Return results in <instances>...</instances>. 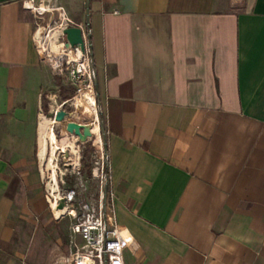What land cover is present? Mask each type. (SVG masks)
Segmentation results:
<instances>
[{"label": "crops", "instance_id": "0c3cea01", "mask_svg": "<svg viewBox=\"0 0 264 264\" xmlns=\"http://www.w3.org/2000/svg\"><path fill=\"white\" fill-rule=\"evenodd\" d=\"M23 3L0 0V260L62 264L73 221L31 180L53 84ZM61 3L87 28L86 0ZM89 6L108 212L141 248L127 264H264V0Z\"/></svg>", "mask_w": 264, "mask_h": 264}, {"label": "built area", "instance_id": "2783aa9c", "mask_svg": "<svg viewBox=\"0 0 264 264\" xmlns=\"http://www.w3.org/2000/svg\"><path fill=\"white\" fill-rule=\"evenodd\" d=\"M35 1L24 0L23 3L25 9L31 11L35 18L41 19V16L46 12L53 11L58 16V22L54 27L51 25L45 28L39 26L35 32L37 49L47 70L51 68L54 74L70 75L73 80L79 83L81 90L83 87H91L94 94L97 74L88 47L86 26L73 21L63 7L49 9L36 6ZM71 27L79 28L82 31L85 43L84 51L68 44L64 31ZM54 35H57V39L53 38ZM51 41L59 46L56 52L53 50ZM48 77L50 78V76ZM67 102H63L62 105L65 106ZM95 162L97 168L94 176L100 181L98 198L91 201L82 200V189L78 187L68 190L63 195L47 196V201L53 211H56L58 201L65 199L67 205L62 211H59L62 212L59 216L67 215L73 221L68 239L70 246H74L75 250L66 260L62 261V264H127L126 255L135 257L141 250L136 238L121 227L108 212L107 198L106 201L104 199V190L107 189L109 182L107 153L101 151L100 156L96 155ZM65 165L70 168L72 174L77 177L81 176L79 158L74 160L72 157H68ZM81 188H85L84 183L81 184ZM77 237L81 239V245H77Z\"/></svg>", "mask_w": 264, "mask_h": 264}, {"label": "rangeland", "instance_id": "374dc122", "mask_svg": "<svg viewBox=\"0 0 264 264\" xmlns=\"http://www.w3.org/2000/svg\"><path fill=\"white\" fill-rule=\"evenodd\" d=\"M36 6L46 7L49 9H55L56 7H62L61 0H36ZM53 11V10H51ZM35 17V16H34ZM58 22V16L55 11L46 12L41 16V19L35 18V32L38 30L39 26L42 28L51 25L55 26ZM44 31V30H43ZM47 34V32H46ZM53 50L56 52L58 50V45L51 41ZM48 76L51 78L53 87L46 90L38 104V119L37 121L41 123L45 118L53 119L54 126V138L57 144V150L52 161L53 164L49 165V155L45 163H41L39 159V147L36 144L34 149V156L30 170L32 171V184L37 185L38 177L35 173L41 172L43 177L41 186L43 188V194L47 196H57L58 194L63 195L68 190L79 188L82 189V200L91 201L99 196V184L100 181L94 176L96 165V155L100 156L101 151L105 153L104 147V137L100 128L99 121V108L97 106L96 110H91L85 103L83 93L93 91L89 87H83L80 89V85L76 80L68 74H61L52 71L48 68ZM81 92L79 93V91ZM94 97L96 101L97 91L96 86L94 89ZM43 98V100H42ZM68 101V102H67ZM63 102H67L62 105ZM97 104V103H96ZM57 111H64L68 113L66 121L72 120L78 122L82 125L83 129L81 133L84 134L85 131L90 132V136L86 141L82 142L80 138L76 135H70L66 133L65 122L59 123L55 120L54 115L50 116V113H56ZM66 154L72 157L74 160L76 158L80 159V169L81 176L77 177L71 173L70 168L66 167L67 159H65ZM50 166V167H49ZM84 183L85 188H81V184ZM56 188L53 191V188ZM60 215L62 212H55ZM66 256L63 260H66ZM16 262L10 257L4 255L0 264H15ZM60 264V263H59Z\"/></svg>", "mask_w": 264, "mask_h": 264}, {"label": "water", "instance_id": "95a60500", "mask_svg": "<svg viewBox=\"0 0 264 264\" xmlns=\"http://www.w3.org/2000/svg\"><path fill=\"white\" fill-rule=\"evenodd\" d=\"M89 4H90V0H86L87 27L88 28H90V23H89L90 6H89ZM64 34L66 36V39H67L69 45H71L72 47H78L82 51L85 50V43H84L82 31L79 28H76V27L67 28V29H65ZM87 40H88V47L91 51V41H90L89 35L87 37ZM96 89H97V83H96ZM53 115H54V118L57 122H59V123L65 122V129H66L67 134L78 136L82 142L86 141L87 138L90 136L89 131H85L84 134L81 133V130L83 129V127L78 122H75L72 120L66 121L68 113H66L64 111H57L56 113H53V112L50 113V116H53ZM100 128H101V131H102V134L104 137V141H105V131H104L101 123H100ZM104 147H105V152L107 153L106 141L104 142ZM68 157H69V155L66 154L65 159H67ZM106 198H107V189L104 190L105 201H106ZM66 205H67L66 200L61 199L58 201V205L56 207V210L62 211L66 207Z\"/></svg>", "mask_w": 264, "mask_h": 264}, {"label": "bare ground", "instance_id": "6f19581e", "mask_svg": "<svg viewBox=\"0 0 264 264\" xmlns=\"http://www.w3.org/2000/svg\"><path fill=\"white\" fill-rule=\"evenodd\" d=\"M54 39H57V35H54L53 37ZM90 89H92L91 87H89ZM84 98V103L93 111L96 110L97 108V104L93 95V91H89L87 90V92L83 93V97ZM54 120L53 119H49V118H45L44 121L41 123L40 126V135L42 138H44L47 142V158L49 155V165L51 166L52 161L54 159V155L55 152L57 150V144L55 142V138H54V130H53V126H54ZM49 166V167H50ZM55 212H59V211H55Z\"/></svg>", "mask_w": 264, "mask_h": 264}, {"label": "trees", "instance_id": "16d2710c", "mask_svg": "<svg viewBox=\"0 0 264 264\" xmlns=\"http://www.w3.org/2000/svg\"><path fill=\"white\" fill-rule=\"evenodd\" d=\"M87 34L89 35V28H88V27H87ZM96 103H97V106H98V108H99V121H100V123L102 124L103 129H104V131H105L104 116H103V113H102V111H101V109H100V101H99L98 96L96 97Z\"/></svg>", "mask_w": 264, "mask_h": 264}]
</instances>
